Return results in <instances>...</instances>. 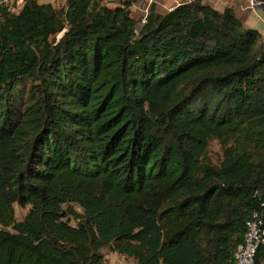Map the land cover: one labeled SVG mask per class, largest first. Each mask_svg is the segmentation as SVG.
I'll return each mask as SVG.
<instances>
[{
	"label": "trees",
	"instance_id": "obj_1",
	"mask_svg": "<svg viewBox=\"0 0 264 264\" xmlns=\"http://www.w3.org/2000/svg\"><path fill=\"white\" fill-rule=\"evenodd\" d=\"M4 1L0 264H236L264 229L262 35L202 0L143 23L137 0Z\"/></svg>",
	"mask_w": 264,
	"mask_h": 264
},
{
	"label": "rangeland",
	"instance_id": "obj_2",
	"mask_svg": "<svg viewBox=\"0 0 264 264\" xmlns=\"http://www.w3.org/2000/svg\"><path fill=\"white\" fill-rule=\"evenodd\" d=\"M125 0H104V4L109 8H114L118 6L119 3ZM190 0H137L130 8L132 17L143 23L144 18L146 17L150 6L155 5V9L158 13L164 14L170 9L175 7L180 3L189 2ZM12 11H18L22 4L23 0H5L4 1ZM40 3H50L54 7H59L63 4L62 0H39ZM208 159L211 162H216L220 156V146L216 141H213L207 152ZM15 218L17 221H20L28 211V208H21L18 205H14ZM105 264H135V260L132 258L124 257L119 255L116 252L111 250L103 249L101 251Z\"/></svg>",
	"mask_w": 264,
	"mask_h": 264
},
{
	"label": "crops",
	"instance_id": "obj_3",
	"mask_svg": "<svg viewBox=\"0 0 264 264\" xmlns=\"http://www.w3.org/2000/svg\"><path fill=\"white\" fill-rule=\"evenodd\" d=\"M209 3L214 9L222 11L231 8L244 29H253L262 35L264 42V0L256 6H249L243 0H202ZM171 10V9H170Z\"/></svg>",
	"mask_w": 264,
	"mask_h": 264
},
{
	"label": "built area",
	"instance_id": "obj_4",
	"mask_svg": "<svg viewBox=\"0 0 264 264\" xmlns=\"http://www.w3.org/2000/svg\"><path fill=\"white\" fill-rule=\"evenodd\" d=\"M243 1L253 7L260 3V0ZM261 244H264V229L261 228V222L257 220L254 213L253 219L246 224L243 243L238 245L235 250L234 258L236 264H252L255 251Z\"/></svg>",
	"mask_w": 264,
	"mask_h": 264
}]
</instances>
